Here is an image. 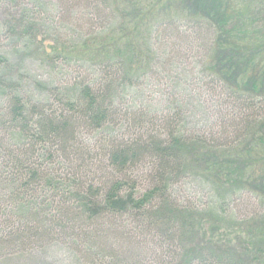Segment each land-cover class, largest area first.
I'll return each instance as SVG.
<instances>
[{"label": "trees", "instance_id": "16d2710c", "mask_svg": "<svg viewBox=\"0 0 264 264\" xmlns=\"http://www.w3.org/2000/svg\"><path fill=\"white\" fill-rule=\"evenodd\" d=\"M31 1L62 12L37 29L60 50L49 60L80 74L66 85L0 76V250L47 241L87 264H264V0ZM176 13L218 96L201 130L187 127L193 99L157 114L129 95L139 77L175 65ZM146 29L169 33L161 45ZM143 163L141 187L132 172ZM186 179L202 204L177 199ZM148 237L152 251L141 248Z\"/></svg>", "mask_w": 264, "mask_h": 264}, {"label": "rangeland", "instance_id": "374dc122", "mask_svg": "<svg viewBox=\"0 0 264 264\" xmlns=\"http://www.w3.org/2000/svg\"><path fill=\"white\" fill-rule=\"evenodd\" d=\"M236 1L247 9H253L257 5L255 0ZM54 2H57V0H54ZM32 4L31 0H0V58H7L6 60H0V76L5 74L3 76L6 78L13 79L20 76L18 79L24 80L23 82L26 85L29 82L31 84H69L70 81L79 77L80 72H77L75 65H72L74 62L68 65L61 60L50 61L49 58L54 56L56 51L60 52L53 46V41H51L52 35L50 33H52V30L49 29V31H45L47 33L42 34L41 30L37 29L39 28L37 23L44 22L45 27L52 26L53 21L49 20L60 19L62 12L44 4L40 6L41 8L33 10L34 6ZM81 5L77 6V9L83 8ZM81 10H78L79 18L83 17L82 13H80ZM22 14L28 16V20L33 24L32 27L26 25V20H24ZM178 14L176 13L172 16L174 22L176 21L174 25L175 35L172 36V40L166 47V52L174 51L171 54L175 65H167L162 70L139 77L138 88L135 91L131 90L129 95L136 99L135 106H153L152 108L157 114L163 113L175 98L176 101L182 102L193 99L191 114L188 120L186 119L188 123L186 124L187 127H191L193 130L195 127H199L201 130L204 129L201 124L212 120L211 116L215 112L218 96L216 97L214 93L204 89L202 69L205 67V57L207 55H204L205 51L202 48L198 49L196 47L197 41L192 42L190 38L184 39V36L188 37L187 34L190 32L187 31L184 25H180L185 19L180 16L181 13ZM44 18L48 19L45 20ZM84 20L86 19H82V21ZM65 23L72 25L70 22ZM67 28L69 27L67 26ZM65 32H68V30ZM167 33L169 31L165 34H159V36L157 34L158 37H155L154 34L152 36L149 35L150 31L146 29L143 32V36L147 41L151 38V42L152 40L154 41L153 43L158 39V43L163 45V42L166 41L163 35L167 36ZM181 36L183 37L181 38ZM171 42L172 44H177V47L172 48ZM23 86L25 85L23 84ZM26 89L34 93L32 89ZM35 94L37 95V93ZM2 95L0 91V106L4 103ZM126 127L125 122V126L119 130L117 129V132L125 136V138L127 135ZM2 135L3 133L0 130V137ZM95 136V133L90 130L85 131L83 136L84 140L94 150L99 146L100 141L99 137L95 138ZM95 142L96 144H94ZM150 166L148 163H143L138 165L136 170L132 172L138 178L139 186L141 187L148 184L145 175L150 170ZM173 191L179 201L200 205L206 200L205 192L201 185L192 180L176 184L173 187ZM0 195L4 196L1 193ZM7 229L0 223V233L8 231ZM143 244L145 245V247H141L143 250L152 251L151 248L154 246L149 237ZM0 264H87V262L75 258L67 250V247L59 242L39 241V243H33L27 247H18L16 245L15 247L3 248L0 250Z\"/></svg>", "mask_w": 264, "mask_h": 264}]
</instances>
